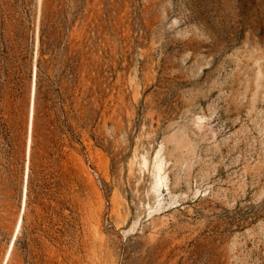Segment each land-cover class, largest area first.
<instances>
[{"label":"rangeland","instance_id":"374dc122","mask_svg":"<svg viewBox=\"0 0 264 264\" xmlns=\"http://www.w3.org/2000/svg\"><path fill=\"white\" fill-rule=\"evenodd\" d=\"M0 264H264V0H0Z\"/></svg>","mask_w":264,"mask_h":264},{"label":"bare ground","instance_id":"6f19581e","mask_svg":"<svg viewBox=\"0 0 264 264\" xmlns=\"http://www.w3.org/2000/svg\"><path fill=\"white\" fill-rule=\"evenodd\" d=\"M32 114H33V111H32ZM21 222H22V218H20V221H19V223H18V231H19V229H20V227H21Z\"/></svg>","mask_w":264,"mask_h":264},{"label":"trees","instance_id":"16d2710c","mask_svg":"<svg viewBox=\"0 0 264 264\" xmlns=\"http://www.w3.org/2000/svg\"><path fill=\"white\" fill-rule=\"evenodd\" d=\"M40 72H41V69H40V67L38 68V75L40 74Z\"/></svg>","mask_w":264,"mask_h":264}]
</instances>
